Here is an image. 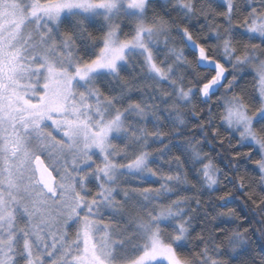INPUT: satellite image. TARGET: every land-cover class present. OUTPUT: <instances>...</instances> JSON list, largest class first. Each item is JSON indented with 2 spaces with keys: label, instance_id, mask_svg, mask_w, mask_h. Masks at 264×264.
I'll return each mask as SVG.
<instances>
[{
  "label": "snow or ice",
  "instance_id": "obj_1",
  "mask_svg": "<svg viewBox=\"0 0 264 264\" xmlns=\"http://www.w3.org/2000/svg\"><path fill=\"white\" fill-rule=\"evenodd\" d=\"M0 264H264V0H0Z\"/></svg>",
  "mask_w": 264,
  "mask_h": 264
}]
</instances>
